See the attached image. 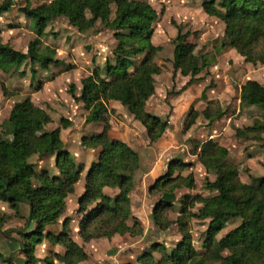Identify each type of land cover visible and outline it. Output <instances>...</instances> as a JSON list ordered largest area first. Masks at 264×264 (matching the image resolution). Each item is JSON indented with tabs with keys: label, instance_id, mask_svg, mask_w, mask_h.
Here are the masks:
<instances>
[{
	"label": "trees",
	"instance_id": "1",
	"mask_svg": "<svg viewBox=\"0 0 264 264\" xmlns=\"http://www.w3.org/2000/svg\"><path fill=\"white\" fill-rule=\"evenodd\" d=\"M48 1L35 7L28 3L19 8L20 13L33 22L36 35L26 53L2 43L0 35V70L5 73L13 67L20 68L26 62L37 64L44 71L49 66L63 64L53 49L42 46L40 42L45 28L56 18H65L78 33H85L99 23L102 28L113 32L116 47L112 58L80 81L78 94L74 85H70L68 94L74 103L83 106L86 124L101 122L108 112L109 102H117L143 126L149 144L157 142L167 130L168 121L146 111V104L155 93V77L161 73L160 67L154 63L159 48L151 42L156 11L140 0ZM11 7L10 0L4 1L0 4V15ZM202 10L224 24V47L234 49L246 63L264 65V0H205ZM177 30L173 41V74L179 72L183 77L189 76L190 83L206 64L195 55V46L187 41L189 33H183L179 26ZM139 57L142 58L140 61ZM31 72L35 73L34 69ZM240 103L257 107L264 119V87L260 84L247 81L241 88ZM196 114L194 111L189 113L185 130L192 126ZM202 115L212 120L207 110ZM8 122L10 140L0 137V201L7 203L15 213H18L20 204L25 203L29 208L25 225L34 224L33 229L18 232L21 239L15 245L25 257L19 261L20 264H79L85 261L88 256L83 247L65 232L67 219L63 233L45 232V228L55 224L64 212L65 200L74 193V186L82 173V168L64 149L60 128L46 130L51 119L30 98L12 106ZM60 123L62 129L70 125L65 119ZM259 127L264 130V124ZM108 131L109 125L105 124L99 134L82 137L80 141L86 149H99L96 163L85 175L84 192L77 199V213L81 216L78 236L85 243L100 238L110 239L113 235L137 236L142 233L137 222L132 226L127 224L133 219L130 194L134 174L139 169V155L124 142L110 139ZM197 149L203 167L217 175L214 182L205 183V188L217 191V195L197 199L202 204L197 214L188 213L191 198L187 195L182 197L180 216L176 221L181 242L170 253L165 248L152 245L151 251L160 250V260L155 262L151 253H145L138 261L141 264H264V176L255 181V187L240 184L235 170L225 161L226 150L213 141L204 142ZM46 157H54L57 175L50 176L44 170L35 173V163ZM189 167L188 163L172 159L167 164V174L150 187L149 193L158 190L163 196L151 213L150 220L155 226L161 228L162 212L173 208L174 189L192 188V177L179 176ZM175 172L178 176L173 178ZM104 189L114 190L116 194L106 195ZM185 217L211 219L202 243L206 251L204 255L191 246L190 235L184 229ZM232 219H241L242 222L215 243L213 238L222 228L221 224ZM45 240L59 245L63 252L54 253L53 259H39L35 255V247ZM224 251L227 256H222ZM0 260L4 264H16L10 256L3 258L1 253Z\"/></svg>",
	"mask_w": 264,
	"mask_h": 264
},
{
	"label": "rangeland",
	"instance_id": "2",
	"mask_svg": "<svg viewBox=\"0 0 264 264\" xmlns=\"http://www.w3.org/2000/svg\"><path fill=\"white\" fill-rule=\"evenodd\" d=\"M4 1L7 0H0V4ZM10 1L12 7L0 16L2 43L26 53L29 43L36 35L33 22L26 19L19 8L28 3L35 7L48 3V0ZM140 1L147 2L157 14L152 24L151 42L159 48L154 63L161 69V73L155 77V93L148 100L146 111L168 121V128L158 142L149 144L145 129L126 108L117 102H109L104 121L112 118L113 122L122 123L121 128H114L115 135H121L123 140L130 141L139 155V169L134 174L130 194L133 219L127 224L132 226L137 222L142 233L137 236L113 235L110 239L83 242L78 237L81 216L77 213V199L84 192V181L81 184L83 187L78 186L76 191L74 189V195L66 198L65 210L56 223L49 227L50 230L45 228V232L59 235L63 233L64 221L68 220L65 232L85 249L88 256L79 264H141L138 258L145 253H151L153 260L159 261L161 252L151 251L152 245L165 248L170 253L182 239L176 224L182 197L187 195L191 198L187 211L197 214L202 207L197 199H209L217 195V191L205 188V183L214 182L217 175L213 170H206L200 163L197 146L204 142L213 141L226 150L225 161L235 170L240 184L255 187V181L264 176V130L259 127L264 124V119L257 107L240 103L241 88L247 81H259L257 83L264 87L262 65L251 66L234 49L223 46L224 24L219 19L204 14L202 3L205 0ZM112 11L114 12L113 5ZM21 16L24 18H19ZM177 26L183 33H189L187 41L195 46V55L206 64L190 83L189 76L183 77L179 72L173 74V41L177 36ZM40 42L42 46L53 49L56 58L63 64L49 66L44 71L37 64L30 65L26 62L18 69L13 67L5 73L0 70V137L10 140L9 111L15 103L30 98L35 106L49 115L51 122L46 125V130L60 128L64 149L72 155L75 164L82 168L81 175L84 176L91 165L96 163L99 149L88 150L82 147L80 141L82 137L97 134H94L95 126H87L84 122L85 110L82 105L73 102L68 89L70 85H74L78 94L80 81L95 69L101 68L106 60H111L116 47L113 32L96 23L93 29L78 33L65 18L60 17L47 25ZM229 50H233V54L227 53ZM140 59L142 58L139 57L138 61ZM32 69L35 73L31 72ZM205 110L212 120L202 115ZM191 111L197 114L192 126L185 130L184 124ZM61 119L69 121L70 125L62 129ZM49 159L46 157L43 158V163L36 162L35 173L44 170L50 176L57 175L54 158L52 164ZM172 159H179L190 165L179 176L192 177L193 186L174 189V206L162 212V227L159 228L151 222L150 217L162 194L158 190L149 193V189L157 179L167 174V164ZM176 176L178 174L175 172L172 177ZM104 193L109 196L116 194L111 189ZM195 197L196 201L193 200ZM28 216L29 208L25 203H21L18 213H15L7 203L0 201V253L3 258L10 256L16 264L25 259L15 245L21 239L18 232L33 229L25 225ZM184 219V229L190 235L191 246L197 253L204 255L206 251L202 248V243L211 219ZM241 222V219L223 222L213 241H221ZM62 252V247L47 240L35 247V255L39 259H53L54 253ZM227 255L226 251L222 253V256ZM0 264L4 263L0 260Z\"/></svg>",
	"mask_w": 264,
	"mask_h": 264
},
{
	"label": "crops",
	"instance_id": "3",
	"mask_svg": "<svg viewBox=\"0 0 264 264\" xmlns=\"http://www.w3.org/2000/svg\"><path fill=\"white\" fill-rule=\"evenodd\" d=\"M49 2V1H48ZM9 11V10H8ZM4 13H6V12H4ZM3 13V14H4ZM2 15V14H1ZM0 15V16H1ZM19 18H24L23 16H21V17H19ZM60 18V17H59ZM57 19V18H56ZM55 19V20H56ZM233 50H229L227 53H229V54H233ZM238 59L239 60H242L241 59V57H238ZM251 65V64H250ZM252 66V65H251ZM262 68L264 69V65H262ZM257 82H259V81H257ZM76 105V104H75ZM9 113H10V111H9ZM8 116H9V114H8ZM104 121V119L101 121V122H103ZM101 122H97V123H91V124H87V126H90V127H92V126H95V133L94 134H98V133H100L101 132V130H102V127H103V125H104V123H107L108 125H109V131H108V135H109V137H110V139H116V140H120V141H122V142H124L125 144H127L132 150H134L135 152H137V149L136 148H134L133 147V145L131 144V142L130 141H127V140H123L122 138H121V135H118V136H116L115 135V132H114V128L116 129L117 127L118 128H121V126H122V123H115V122H113V119L111 118L110 120H108L107 122L106 121H104L102 124H101ZM62 132V131H61ZM93 135V134H92ZM87 136H91V135H87ZM60 137L62 138V134L60 133ZM62 140V139H61ZM63 141V140H62ZM158 142V141H157ZM64 143V142H63ZM156 143V142H155ZM155 143H153V144H155ZM65 148V147H64ZM89 150V149H88ZM48 158H50L51 159V164H52V158H54V157H48ZM49 159V160H50ZM41 162V161H40ZM53 162H54V160H53ZM41 163H43V160H42V162ZM84 177H85V175L84 176H82L81 175V177H80V180L75 184L76 185V187H74V189H75V191H76V189H77V187L78 186H81V187H83V185H81L82 184V182H84ZM75 191H74V193H75ZM105 191H107V189H104V192ZM74 195V194H73ZM33 223L31 222V223H29V226L28 227H30V228H32L33 227ZM53 226V225H52ZM49 227L50 226H47L46 228L48 229V230H50L49 229ZM79 237V236H78ZM77 242V241H76ZM88 246V245H87ZM85 250V249H84Z\"/></svg>",
	"mask_w": 264,
	"mask_h": 264
},
{
	"label": "water",
	"instance_id": "4",
	"mask_svg": "<svg viewBox=\"0 0 264 264\" xmlns=\"http://www.w3.org/2000/svg\"><path fill=\"white\" fill-rule=\"evenodd\" d=\"M163 200V196L160 197L159 201Z\"/></svg>",
	"mask_w": 264,
	"mask_h": 264
}]
</instances>
